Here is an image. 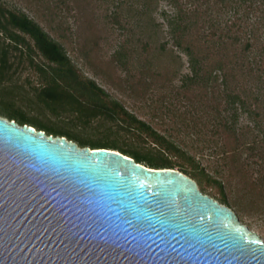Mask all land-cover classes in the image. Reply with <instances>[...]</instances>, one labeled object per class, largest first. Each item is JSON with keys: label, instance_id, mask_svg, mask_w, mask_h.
Listing matches in <instances>:
<instances>
[{"label": "water", "instance_id": "95a60500", "mask_svg": "<svg viewBox=\"0 0 264 264\" xmlns=\"http://www.w3.org/2000/svg\"><path fill=\"white\" fill-rule=\"evenodd\" d=\"M0 264H264L195 180L0 117Z\"/></svg>", "mask_w": 264, "mask_h": 264}, {"label": "trees", "instance_id": "16d2710c", "mask_svg": "<svg viewBox=\"0 0 264 264\" xmlns=\"http://www.w3.org/2000/svg\"><path fill=\"white\" fill-rule=\"evenodd\" d=\"M118 1L117 10L111 14L117 24H120L121 18L119 10L124 5L130 10L135 4L139 5V21L142 17L151 20L160 1H165L172 9L170 14L163 12L167 34L173 46L188 57L190 68V74L184 77L181 87L185 104L191 109L185 113L191 112L192 116L189 119L184 113L181 121L185 123L189 120L191 125L186 128L197 129L198 122L207 120L204 128L212 131L209 138L186 142L172 134H161L113 100L95 80L87 78L65 46L37 21L25 12L8 9L1 3L0 34L9 43L0 40V85L11 77L10 50L19 51L21 58L27 57L31 65H35L34 56H40L46 62L35 65L44 80L37 98L45 110L56 116L73 114L85 124L105 118L131 133L137 141L153 146L157 153L143 152L116 142L83 140L70 131L29 119L13 105H10L12 113L0 110V114H6L10 121H17L21 126L28 125L44 131L48 136L65 137L81 148L118 151L150 168H179L180 172L197 182L203 194L207 188L215 189L220 195L216 200L229 208L240 207L242 197L254 195L256 200L253 205L264 204V197H260L264 194V0ZM67 2L62 0L54 7H48L47 11L58 18L62 7L69 12L72 10ZM49 27L51 31L57 30L54 26ZM138 27L142 38L148 37L143 46L145 48L152 39L146 31L149 23L144 25L140 22ZM126 51L122 45L113 58L123 69L127 67L124 62L128 56ZM0 91L1 95L6 94ZM199 91L202 93L199 94ZM175 99L164 96L156 101L151 98L150 101L156 102L158 114L179 118L181 115L177 113ZM1 102L7 103L4 99L0 105ZM212 102L216 105L207 113L208 118L200 117L202 105L207 103L211 108ZM243 116L252 124L240 126ZM199 144H203V148H197ZM206 150L211 151L210 157H217L223 162L221 169L210 172L202 164ZM235 175L241 180L238 183L241 189L237 187L242 197L231 202L226 189L233 183ZM257 189H262L258 197Z\"/></svg>", "mask_w": 264, "mask_h": 264}, {"label": "rangeland", "instance_id": "374dc122", "mask_svg": "<svg viewBox=\"0 0 264 264\" xmlns=\"http://www.w3.org/2000/svg\"><path fill=\"white\" fill-rule=\"evenodd\" d=\"M60 1L62 0H0V3L8 9L21 10L37 21L53 38L65 46L73 61L87 78L95 80L113 100L120 102L128 111L151 124L161 134L167 136L172 134L185 139L186 142L190 139H206L212 135L210 129L204 128L207 120L198 122L197 129L191 127L187 129V125H191L189 120L185 123L181 121L182 115L187 110H191L185 104L181 87L184 77L190 74L189 60L185 54L173 46L169 39L163 12L170 14L172 9L165 1H160L156 5L152 19L149 21L148 18L143 19V17L139 21L137 16L139 5L135 4L131 10L124 5L119 10L120 24L114 23L111 18V14L117 10L118 0H67L72 10L69 12L62 7L60 11L58 10L59 17L55 18L47 9L54 7ZM53 18L55 19L52 20ZM47 21L52 23L49 24ZM140 22L144 25L149 23L146 31L147 36L150 35L152 38L150 45L145 48L143 46L148 37L142 38L141 29L138 27ZM49 26H54L57 30L51 31ZM0 40L2 43H9L1 34ZM31 43L33 45L32 41ZM122 45L126 47V54H128L124 60L127 67L124 69L119 63L113 61L114 54L121 50ZM9 58L12 64L11 77L0 85V90L6 93L1 95L0 91V101L4 99L7 103L1 102L0 110L12 113L10 105H13L27 118L52 128L70 131L83 140L116 142L143 152L157 153L153 146L137 141L131 133L105 118H98L85 124L78 121L73 114L65 113L56 116L45 110L37 98L38 90L42 87L44 80L35 65L44 64L46 61L40 56H34L35 65H31L27 57L21 58L20 52L13 49L10 50ZM201 93L199 91V94ZM164 96L176 98L174 104L181 117L174 118L172 115L157 113L156 102L153 103L150 99L156 101ZM215 105L213 102L210 105L211 108H208L207 103L202 105L200 117L208 118L207 113L212 111ZM190 113H185L184 116L190 119L192 116ZM0 117L10 120L4 113H1ZM251 124L245 116L239 123L240 126ZM202 145L199 144L196 147L203 148ZM205 154L207 155L201 162L209 168L210 172L217 168L221 169L222 161H219L217 157H210L211 151L206 150ZM178 169L174 170L179 171ZM253 175L257 178L255 173ZM240 181V178L237 179L235 175L233 183L226 189L231 202H236L241 196L238 185ZM262 189H257V197ZM204 194L215 200L220 196L212 188H207ZM262 196L264 197V194L260 197ZM254 200H256L255 195L250 198L242 197L241 206H232L231 209L237 214L242 224L258 234L264 241V204L253 205ZM216 201L221 203L219 200Z\"/></svg>", "mask_w": 264, "mask_h": 264}]
</instances>
